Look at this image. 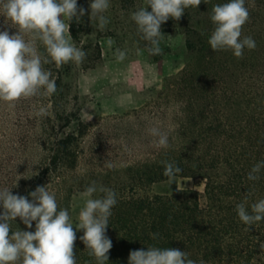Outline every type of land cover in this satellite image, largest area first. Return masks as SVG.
<instances>
[{
  "label": "trees",
  "instance_id": "trees-1",
  "mask_svg": "<svg viewBox=\"0 0 264 264\" xmlns=\"http://www.w3.org/2000/svg\"><path fill=\"white\" fill-rule=\"evenodd\" d=\"M227 2L201 0V9L188 8L180 20L169 18L161 25L162 31L175 28L185 35L191 56L178 73L164 79L144 107L150 114L170 119L171 130L165 132L169 146L149 143L143 162L123 166L114 174L110 170L92 174L93 181L117 193L106 230L113 245L106 264H128L131 250H147L150 245L185 251L197 264L201 260L205 264H264L260 247L264 221L249 228L235 211L246 195L249 210L252 203L264 199V170L260 180L247 179L251 167L264 160V0H245L250 17L242 27V38L251 36L256 48L245 49L242 58L231 50L212 51L208 44L214 28L212 7ZM5 28L10 34L17 31L0 16V30ZM70 35L77 39L75 19ZM40 52H44L42 46ZM67 70V65L56 68L57 87ZM80 123L81 136L94 122ZM75 147L74 134L56 139L47 150L46 174L56 172L59 177L73 170L78 161ZM163 161L182 169L177 177L201 182L203 192L177 189L148 194L150 186L168 180ZM151 233H159V238L152 239ZM74 254L77 264H96L84 243L74 245Z\"/></svg>",
  "mask_w": 264,
  "mask_h": 264
},
{
  "label": "clouds",
  "instance_id": "clouds-1",
  "mask_svg": "<svg viewBox=\"0 0 264 264\" xmlns=\"http://www.w3.org/2000/svg\"><path fill=\"white\" fill-rule=\"evenodd\" d=\"M207 3V0H204ZM201 0H145L130 15L141 38L147 42L149 55H161V42L165 35L161 25L172 18L180 20L188 8H197ZM150 6L151 11H147ZM89 19L92 25L103 31L110 23L105 15L110 8V0H91ZM86 9L78 7L77 0H0V16L5 24L17 31L10 34L5 28L0 30V102L14 109L21 100L34 97H50L57 93L56 77L44 65L53 64L56 68L72 63L80 66L87 53L78 47L70 35L73 19L81 22ZM249 9L245 0H228L227 3L213 5L210 20L214 25L208 44L212 51L231 50L236 58H242L245 49L254 50L256 42L251 36H243L242 27L249 20ZM38 43L44 49L38 50ZM111 47L113 40L107 41ZM117 63L127 59V51L116 48ZM49 108L41 104L35 110L36 117H46ZM157 139L160 148L169 146L168 135L158 127L148 129ZM163 175L170 184L175 182L182 169L171 161H163ZM105 167L111 169L110 162ZM264 170V160L256 162L249 172V181H258ZM48 185V184H47ZM47 185H40L27 196L13 194L5 187L0 190V264H77L74 245L77 239L66 208L58 210L54 193ZM99 193L97 198L94 194ZM31 197L29 201L28 197ZM85 198L84 207L79 211L77 229L83 230L79 239L86 246L89 256L96 264H106L112 241L106 235L112 209L117 204V193L102 184L92 181L81 193ZM247 195L235 206L239 220L249 228L264 221V199L247 206ZM19 217L28 229L15 230L11 221ZM11 231V235H10ZM159 233H151L152 239ZM264 250V243L260 244ZM128 264H197L189 258V253L177 248L147 246V250L129 252ZM199 264H205L200 261Z\"/></svg>",
  "mask_w": 264,
  "mask_h": 264
},
{
  "label": "rangeland",
  "instance_id": "rangeland-1",
  "mask_svg": "<svg viewBox=\"0 0 264 264\" xmlns=\"http://www.w3.org/2000/svg\"><path fill=\"white\" fill-rule=\"evenodd\" d=\"M90 3L91 0H77L86 14L80 23L75 20L78 35L73 39L87 57L80 66L67 64L68 70L61 76L57 93L21 100L14 109L0 102V190L7 187L13 194L27 196L37 186L48 184V190L55 194L58 210L69 211L77 235L75 244H83L79 239L83 230L75 226L85 204L81 193L92 183L93 172V176L109 170L114 174L123 166L143 162L148 144L157 139L148 129L171 130L170 119L150 114L144 107L164 79L178 73L191 57L186 50L185 35L175 28L161 30L165 35L161 42L163 53L149 55L147 42L130 18L133 11L145 6V0H110L105 13L110 23L103 31L95 28L89 19ZM147 11H151L150 6ZM109 38L114 42L111 47L107 43ZM40 47L38 43L39 51ZM116 48L127 51V59L122 63L115 60ZM52 66L55 77L56 68ZM135 99L140 100L137 103ZM41 104L49 108L46 117L34 114ZM91 121L92 126L78 135L80 122ZM69 134H74L76 139V167L59 177L56 172L46 174L48 148L56 139ZM106 162L113 167L106 168ZM177 189L202 193L203 184L177 177L172 184L167 180L150 186L147 193L164 194ZM28 199L31 201L30 196ZM10 224L13 231H35V222L28 229L19 217Z\"/></svg>",
  "mask_w": 264,
  "mask_h": 264
},
{
  "label": "crops",
  "instance_id": "crops-1",
  "mask_svg": "<svg viewBox=\"0 0 264 264\" xmlns=\"http://www.w3.org/2000/svg\"><path fill=\"white\" fill-rule=\"evenodd\" d=\"M137 98H138V97H137ZM139 100H140V99H135V100H134V102H137V103H138V102H139Z\"/></svg>",
  "mask_w": 264,
  "mask_h": 264
}]
</instances>
